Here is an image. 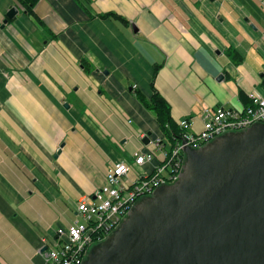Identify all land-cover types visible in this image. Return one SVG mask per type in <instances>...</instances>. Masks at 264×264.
I'll use <instances>...</instances> for the list:
<instances>
[{
	"label": "crops",
	"instance_id": "crops-1",
	"mask_svg": "<svg viewBox=\"0 0 264 264\" xmlns=\"http://www.w3.org/2000/svg\"><path fill=\"white\" fill-rule=\"evenodd\" d=\"M34 13L0 0V264H46L111 166L135 177L166 165L178 140L137 97H152L156 66L179 130L189 119L201 131L206 108L264 97V0H39Z\"/></svg>",
	"mask_w": 264,
	"mask_h": 264
},
{
	"label": "water",
	"instance_id": "water-1",
	"mask_svg": "<svg viewBox=\"0 0 264 264\" xmlns=\"http://www.w3.org/2000/svg\"><path fill=\"white\" fill-rule=\"evenodd\" d=\"M188 150L187 182L94 264H264V125Z\"/></svg>",
	"mask_w": 264,
	"mask_h": 264
},
{
	"label": "built area",
	"instance_id": "built-area-1",
	"mask_svg": "<svg viewBox=\"0 0 264 264\" xmlns=\"http://www.w3.org/2000/svg\"><path fill=\"white\" fill-rule=\"evenodd\" d=\"M251 106L244 110L217 107L204 109L201 131H193V123L186 119L179 123L181 134L172 147L166 165L149 175L137 173L133 166L120 162L107 170L106 184L93 196L83 197L77 205L75 221L56 232L43 253L46 264H84L89 247L105 241L119 228L124 218L143 199L153 196L160 188L169 187L181 177L183 153L187 149L200 150L222 136L264 125V97L251 95ZM162 141H156V147ZM134 165L142 167L154 160L152 152L136 154Z\"/></svg>",
	"mask_w": 264,
	"mask_h": 264
},
{
	"label": "rangeland",
	"instance_id": "rangeland-1",
	"mask_svg": "<svg viewBox=\"0 0 264 264\" xmlns=\"http://www.w3.org/2000/svg\"><path fill=\"white\" fill-rule=\"evenodd\" d=\"M170 140V139H168ZM219 143V142H217ZM224 143H220V148H224ZM175 144V142H173ZM174 146V145H173ZM217 150H219L217 148ZM186 152V151H185ZM184 152V153H185ZM183 153V156H184ZM210 154V153H209ZM193 171V168L189 167V160L185 162L184 168L181 172V177L178 179V181L171 186H169V197H173L174 193H176V190L179 188L180 184H184V182L188 179L190 172ZM188 174V175H187ZM187 182V181H186ZM89 197V196H85ZM156 195L149 197V199H144V201H140L135 208L126 216V218L123 219L121 222L119 228L114 232L115 234L113 236H109L105 241L101 243H93L89 247V252L85 258V261L94 260L93 264L98 260L99 255H105L110 248H113V245L118 241L120 237L123 236V234L130 229V227L135 224L139 219L144 218L147 214H153V211L156 209H161L160 206L162 203H160L161 199H164V197L156 199ZM115 235H117L115 237ZM118 238V239H117ZM108 243V244H107ZM85 264V262H84Z\"/></svg>",
	"mask_w": 264,
	"mask_h": 264
},
{
	"label": "trees",
	"instance_id": "trees-1",
	"mask_svg": "<svg viewBox=\"0 0 264 264\" xmlns=\"http://www.w3.org/2000/svg\"><path fill=\"white\" fill-rule=\"evenodd\" d=\"M20 1L22 5L25 7V10L27 11V13L30 14L31 16H34L35 15L34 7L36 6L39 0H20ZM100 17L101 18L113 17L117 20H120L126 25L129 24V21L113 13L100 15ZM230 55H232V53H230ZM240 61L241 60L237 61V63H239ZM160 68L161 66H156L154 68V72L152 76V84H151L152 89H153L152 97L148 99L141 92H137V97L140 100V102L144 105V107L155 116L161 131L167 136V138L172 141L174 140L177 141V139L179 138L181 134V131L179 130L178 125L173 121V118L171 116V107L168 104V102L160 95V93L154 87V80ZM85 70L87 72H90V70H88L86 65H85Z\"/></svg>",
	"mask_w": 264,
	"mask_h": 264
},
{
	"label": "flooded vegetation",
	"instance_id": "flooded-vegetation-1",
	"mask_svg": "<svg viewBox=\"0 0 264 264\" xmlns=\"http://www.w3.org/2000/svg\"><path fill=\"white\" fill-rule=\"evenodd\" d=\"M93 262H94V260H87V261H85V264H93Z\"/></svg>",
	"mask_w": 264,
	"mask_h": 264
}]
</instances>
